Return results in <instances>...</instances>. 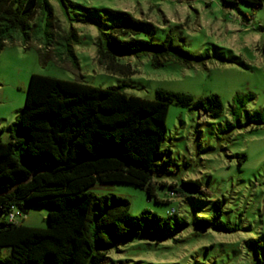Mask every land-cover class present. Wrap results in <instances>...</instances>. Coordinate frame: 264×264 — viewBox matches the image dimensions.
<instances>
[{
  "label": "trees",
  "instance_id": "obj_1",
  "mask_svg": "<svg viewBox=\"0 0 264 264\" xmlns=\"http://www.w3.org/2000/svg\"><path fill=\"white\" fill-rule=\"evenodd\" d=\"M243 1L252 9L264 0ZM116 18L95 38V60L107 73L132 74L124 57L148 56L160 67L173 62L182 67L202 65L207 54L186 49L173 37L159 41L140 37L145 22L122 10L107 9ZM75 30L65 31L48 0H0V50L20 41L34 47L40 62L55 59L78 68L73 45ZM65 65V64H64ZM155 97L127 93L123 85L101 87L81 80H66L31 73L23 105L9 124L10 139H0V264H100L112 249L144 234L166 238L187 225L184 216L167 210L129 213V200L113 193L95 194L96 183L122 182L142 189L155 202H168L156 193L168 187V196L205 198L211 193L199 178L165 182L161 163L170 160V148L162 149L168 105L194 108L198 122L221 112L216 93L199 97L186 91L156 87ZM251 94H235L231 113L239 120L240 108ZM239 107V109H237ZM251 123L264 124V106L246 111ZM211 216H197L195 223L220 231L237 226L220 223V204ZM49 207L45 227L16 222L15 206ZM247 242H257L250 238ZM4 249V250H3Z\"/></svg>",
  "mask_w": 264,
  "mask_h": 264
},
{
  "label": "rangeland",
  "instance_id": "obj_2",
  "mask_svg": "<svg viewBox=\"0 0 264 264\" xmlns=\"http://www.w3.org/2000/svg\"><path fill=\"white\" fill-rule=\"evenodd\" d=\"M61 27L75 30L73 45L78 68L55 59L40 62L34 47L20 41L0 50V139H10L9 124L20 111L29 75L38 73L66 80H81L101 87L123 85L127 93L154 98L156 87L186 91L199 97L216 93L221 112L198 122L194 108L170 103L162 149L170 160L161 163L155 178L167 183L199 178L211 193L205 198L168 196L167 185L156 193L168 202H155L129 183H96L95 194L113 193L129 200V213L167 210L184 216L187 225L166 238L134 235L108 252L100 264H264V124L251 123L246 111L264 106V5L252 9L237 1L220 0H48ZM107 9L122 10L145 22L140 37L159 41L166 35L196 54H207L204 64L182 67L173 62L154 68L148 56L124 57L129 76L107 73L95 60V38L116 20ZM235 94H251L240 108L239 120L231 113ZM237 105V104H236ZM239 109V107L237 108ZM220 204V223L237 226L220 231L195 223L211 216ZM46 205H31L25 214L15 206L14 220L45 227ZM254 238L257 242H247ZM4 250V249H3Z\"/></svg>",
  "mask_w": 264,
  "mask_h": 264
},
{
  "label": "water",
  "instance_id": "obj_3",
  "mask_svg": "<svg viewBox=\"0 0 264 264\" xmlns=\"http://www.w3.org/2000/svg\"><path fill=\"white\" fill-rule=\"evenodd\" d=\"M30 206V204H28V205H26L24 208H22V209H20V213L21 214H25V213H27V211H28V207Z\"/></svg>",
  "mask_w": 264,
  "mask_h": 264
},
{
  "label": "built area",
  "instance_id": "obj_4",
  "mask_svg": "<svg viewBox=\"0 0 264 264\" xmlns=\"http://www.w3.org/2000/svg\"><path fill=\"white\" fill-rule=\"evenodd\" d=\"M10 217H11V218H14L12 214H11V216H10Z\"/></svg>",
  "mask_w": 264,
  "mask_h": 264
}]
</instances>
